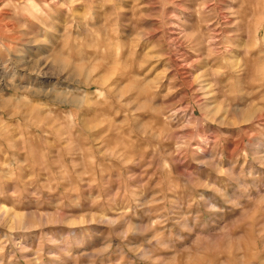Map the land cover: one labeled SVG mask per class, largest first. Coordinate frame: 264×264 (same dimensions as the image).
Listing matches in <instances>:
<instances>
[{"label":"rangeland","instance_id":"obj_1","mask_svg":"<svg viewBox=\"0 0 264 264\" xmlns=\"http://www.w3.org/2000/svg\"><path fill=\"white\" fill-rule=\"evenodd\" d=\"M0 264H264V0H0Z\"/></svg>","mask_w":264,"mask_h":264}]
</instances>
